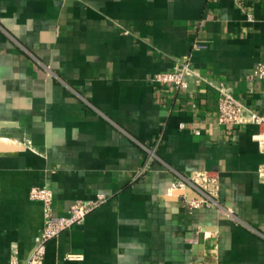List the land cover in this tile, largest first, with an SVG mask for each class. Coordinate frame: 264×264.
<instances>
[{
  "label": "crops",
  "instance_id": "1",
  "mask_svg": "<svg viewBox=\"0 0 264 264\" xmlns=\"http://www.w3.org/2000/svg\"><path fill=\"white\" fill-rule=\"evenodd\" d=\"M184 58L187 89L151 82ZM259 62L264 0H0V139L21 144L0 151V264L40 243L34 187L58 216L105 198L43 264H264L259 128L220 125L217 90L264 116ZM197 172L217 203L173 188Z\"/></svg>",
  "mask_w": 264,
  "mask_h": 264
},
{
  "label": "built area",
  "instance_id": "2",
  "mask_svg": "<svg viewBox=\"0 0 264 264\" xmlns=\"http://www.w3.org/2000/svg\"><path fill=\"white\" fill-rule=\"evenodd\" d=\"M248 20L254 21L253 13L248 14ZM198 48L200 46H197ZM191 72L189 58H184L177 62L170 72H160L154 75L151 82L164 87H173L178 90L188 88V76ZM252 78L264 81V62H259L251 75ZM218 98V122L220 125L243 126L247 124L256 125L259 128L257 140L264 150V116L256 110L251 109L243 101L234 96L233 89L228 86L217 87ZM180 129L185 128V124L179 125ZM173 188L185 190V198L189 207L197 208L203 205H213L217 203V189L215 181L207 172L192 173L189 176H180L175 181ZM198 198L195 199L194 195ZM30 199L40 201L44 205L45 225L41 234V240L31 258L26 264H43L46 254V244L48 241L58 237L64 230L73 225L83 223L87 215L98 208L104 201V196L97 200L83 202L77 201L71 205L68 216H58L54 213L53 193L47 187H34L30 191ZM10 264H23L13 255Z\"/></svg>",
  "mask_w": 264,
  "mask_h": 264
},
{
  "label": "water",
  "instance_id": "3",
  "mask_svg": "<svg viewBox=\"0 0 264 264\" xmlns=\"http://www.w3.org/2000/svg\"><path fill=\"white\" fill-rule=\"evenodd\" d=\"M20 147H14L9 144V142L6 139H0V151H11L18 149Z\"/></svg>",
  "mask_w": 264,
  "mask_h": 264
},
{
  "label": "bare ground",
  "instance_id": "4",
  "mask_svg": "<svg viewBox=\"0 0 264 264\" xmlns=\"http://www.w3.org/2000/svg\"><path fill=\"white\" fill-rule=\"evenodd\" d=\"M17 145H21V144H19L18 142H16V143H15V146H17Z\"/></svg>",
  "mask_w": 264,
  "mask_h": 264
}]
</instances>
